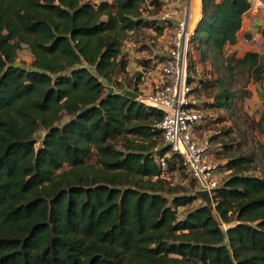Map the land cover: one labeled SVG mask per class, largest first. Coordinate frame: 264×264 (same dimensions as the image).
I'll use <instances>...</instances> for the list:
<instances>
[{
	"label": "trees",
	"instance_id": "obj_1",
	"mask_svg": "<svg viewBox=\"0 0 264 264\" xmlns=\"http://www.w3.org/2000/svg\"><path fill=\"white\" fill-rule=\"evenodd\" d=\"M145 1L0 0V264H264V170L248 172L253 155L229 156L211 203L176 193L162 172L182 167L180 156L164 167L155 157L166 152L154 150L162 111L120 92L126 33L153 25ZM250 6L201 0L194 48L224 56ZM23 44L29 66L16 61ZM236 62L264 69V54ZM229 102L218 87L211 104Z\"/></svg>",
	"mask_w": 264,
	"mask_h": 264
},
{
	"label": "rangeland",
	"instance_id": "obj_2",
	"mask_svg": "<svg viewBox=\"0 0 264 264\" xmlns=\"http://www.w3.org/2000/svg\"><path fill=\"white\" fill-rule=\"evenodd\" d=\"M185 1L163 0L160 5L155 4L154 0L145 1L143 14L153 25L141 26L135 31L128 30L126 33L122 52L128 65L125 71L118 72L116 76L122 88L132 86L133 90H136L138 84L145 85L146 90L151 87L153 78L156 77L154 73L158 72V62L168 52L175 19L183 13ZM251 5L253 7L248 14L254 28L250 32L251 42L242 39L240 43L225 45L224 56L215 55L206 48L205 44L198 49L194 48L193 53L196 66L193 73L195 81L200 83L204 79L208 83L213 82L205 89L202 86L200 88L198 84L195 86L194 94L199 99L203 116L201 124L195 127V131L200 137H210L212 140L210 156L219 163L215 173L219 183L230 173L226 161L232 155L250 153L254 157V168L248 172L261 175L264 170V69L262 62L256 66L248 62H236L237 58L242 57L247 50L264 54V50L257 46L260 36L253 37L254 33L259 32V27L264 26V0H252ZM207 31L208 28H201L196 32V36H206ZM197 38H194L195 43H200ZM202 47L206 51L203 58H201ZM31 59L30 50L23 44L18 51L16 61L29 66ZM261 60L263 61V58ZM136 66H140L141 70L136 69ZM220 86L225 87L230 93L227 107L211 104L214 102V93ZM104 91L106 93L107 88ZM119 141V138L110 139V142L116 145H119ZM87 160L89 163H94V154H90ZM162 177L166 180V185L172 187L176 193H196L192 178L177 163L173 169H169V165L165 166ZM200 202L196 197L190 203L178 206V216H182L184 210ZM222 226L227 227V224L222 223Z\"/></svg>",
	"mask_w": 264,
	"mask_h": 264
},
{
	"label": "built area",
	"instance_id": "obj_3",
	"mask_svg": "<svg viewBox=\"0 0 264 264\" xmlns=\"http://www.w3.org/2000/svg\"><path fill=\"white\" fill-rule=\"evenodd\" d=\"M195 24L193 9L184 4L183 13L175 19L168 52L158 62L153 84L148 90L138 84L134 91L136 100L162 111L161 119L155 122L162 137L154 150L164 146L166 152L156 154L157 161L164 167L165 157L178 154L182 168L195 182L196 191L206 189L213 197L220 184L215 176L219 163L210 156V137H200L195 131L203 119L199 99L194 94L195 86L200 85L194 79L196 66L194 63L190 66L195 60L192 41Z\"/></svg>",
	"mask_w": 264,
	"mask_h": 264
},
{
	"label": "crops",
	"instance_id": "obj_4",
	"mask_svg": "<svg viewBox=\"0 0 264 264\" xmlns=\"http://www.w3.org/2000/svg\"><path fill=\"white\" fill-rule=\"evenodd\" d=\"M250 2L252 4V0H250ZM185 4H190V6L193 9L194 14H195V20H198V18L201 16V0H186ZM252 7H250L248 10H246L244 12V14H243L242 25H241L240 29L237 32V42L238 43H240L242 39H243L242 41H245V42H248V43L251 42V39H252L251 35L252 34L250 32H252L254 30V28H253V23L250 21L251 17L249 16L250 17L249 18L248 14H249L250 10L252 9ZM255 36H260L261 39H259V41L257 43V46L261 50H264V41H263V38H262V35H261L260 31L254 33L253 37H255ZM232 45H234V44H232ZM135 68L141 70L140 66H136ZM137 74H139V73H137ZM154 74H157V73H154ZM153 76H152V78H153ZM131 87H127V88L131 89Z\"/></svg>",
	"mask_w": 264,
	"mask_h": 264
},
{
	"label": "water",
	"instance_id": "obj_5",
	"mask_svg": "<svg viewBox=\"0 0 264 264\" xmlns=\"http://www.w3.org/2000/svg\"><path fill=\"white\" fill-rule=\"evenodd\" d=\"M114 90H115L114 86L109 85L107 87L106 94L112 93V92H114ZM120 92L122 94H125V95L133 98V99H135V97L137 96L136 91H134L133 89H130V88H126V87L121 88ZM198 194L201 195L207 203H211L212 202V196L209 194L208 190L200 189V190H198Z\"/></svg>",
	"mask_w": 264,
	"mask_h": 264
}]
</instances>
